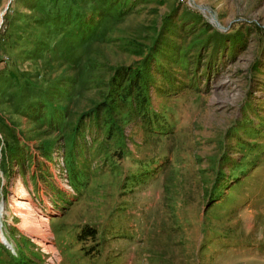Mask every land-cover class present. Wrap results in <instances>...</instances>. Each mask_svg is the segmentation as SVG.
Returning <instances> with one entry per match:
<instances>
[{
	"label": "rangeland",
	"instance_id": "obj_1",
	"mask_svg": "<svg viewBox=\"0 0 264 264\" xmlns=\"http://www.w3.org/2000/svg\"><path fill=\"white\" fill-rule=\"evenodd\" d=\"M6 3L0 264H264V0Z\"/></svg>",
	"mask_w": 264,
	"mask_h": 264
},
{
	"label": "trees",
	"instance_id": "obj_2",
	"mask_svg": "<svg viewBox=\"0 0 264 264\" xmlns=\"http://www.w3.org/2000/svg\"><path fill=\"white\" fill-rule=\"evenodd\" d=\"M139 69H137V71H135V72H133L132 73V71H129V72H124L122 75L123 76H125L124 77V79L126 80H128V82L126 83V85L124 86V87H122L123 89V91L125 92V94H124V96L125 97H129V96H131V94H132V90L133 89H137V91H138V93H137V96L140 94H142V92H141V87H139V84H138V82H139V80L141 79V72L140 71H138ZM130 73H132V74H130ZM123 82V80H121L120 81V83H119V86H121L122 83ZM127 87V88H126ZM126 88V89H125ZM128 90V91H127ZM127 91V92H126ZM123 97V96H122ZM141 97H143V99H142V101L143 100H145L144 98V96L142 95ZM109 128H111V126L109 127ZM84 232V231H83ZM82 232V234H84ZM95 231H90V233H94Z\"/></svg>",
	"mask_w": 264,
	"mask_h": 264
},
{
	"label": "bare ground",
	"instance_id": "obj_3",
	"mask_svg": "<svg viewBox=\"0 0 264 264\" xmlns=\"http://www.w3.org/2000/svg\"><path fill=\"white\" fill-rule=\"evenodd\" d=\"M27 203L24 201V200H16V202H15V207H16V209H15V213H16V215H22V217H23V222H24V224H27V222H28V220H29V218H28V213L27 212H25L24 211V209H25V205H26ZM23 209V210H22ZM2 216H3V214H2ZM40 217V220L41 219H44L43 218V216H39ZM38 217V218H39ZM39 220V221H40ZM40 228H41V225L39 224V225H36V230L37 231H39L40 230ZM4 235L2 234V232H1V230H0V240H2V241H4V237H3ZM49 247V246H51L50 244H47L46 245V247Z\"/></svg>",
	"mask_w": 264,
	"mask_h": 264
},
{
	"label": "built area",
	"instance_id": "obj_4",
	"mask_svg": "<svg viewBox=\"0 0 264 264\" xmlns=\"http://www.w3.org/2000/svg\"><path fill=\"white\" fill-rule=\"evenodd\" d=\"M7 3L6 5L10 4L11 2H13L14 0H6ZM181 3H188L189 5H191V0H179ZM1 15V13H0Z\"/></svg>",
	"mask_w": 264,
	"mask_h": 264
},
{
	"label": "water",
	"instance_id": "obj_5",
	"mask_svg": "<svg viewBox=\"0 0 264 264\" xmlns=\"http://www.w3.org/2000/svg\"><path fill=\"white\" fill-rule=\"evenodd\" d=\"M1 225V222H0ZM4 245H6L7 247L13 249V246L11 245V243L7 240V238L5 237V240L2 241Z\"/></svg>",
	"mask_w": 264,
	"mask_h": 264
},
{
	"label": "crops",
	"instance_id": "obj_6",
	"mask_svg": "<svg viewBox=\"0 0 264 264\" xmlns=\"http://www.w3.org/2000/svg\"><path fill=\"white\" fill-rule=\"evenodd\" d=\"M106 261V264L108 263V259L105 258V260L100 261V264H104V262Z\"/></svg>",
	"mask_w": 264,
	"mask_h": 264
}]
</instances>
